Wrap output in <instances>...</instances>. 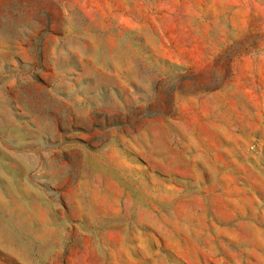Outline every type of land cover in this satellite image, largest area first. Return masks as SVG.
Masks as SVG:
<instances>
[{
	"label": "rangeland",
	"instance_id": "374dc122",
	"mask_svg": "<svg viewBox=\"0 0 264 264\" xmlns=\"http://www.w3.org/2000/svg\"><path fill=\"white\" fill-rule=\"evenodd\" d=\"M0 264H264V0H0Z\"/></svg>",
	"mask_w": 264,
	"mask_h": 264
}]
</instances>
